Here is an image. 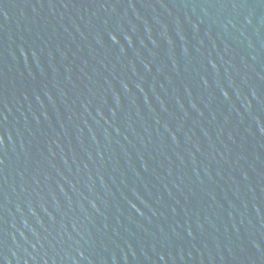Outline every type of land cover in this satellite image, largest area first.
Wrapping results in <instances>:
<instances>
[{
    "label": "water",
    "instance_id": "95a60500",
    "mask_svg": "<svg viewBox=\"0 0 264 264\" xmlns=\"http://www.w3.org/2000/svg\"><path fill=\"white\" fill-rule=\"evenodd\" d=\"M0 264H264V0H0Z\"/></svg>",
    "mask_w": 264,
    "mask_h": 264
}]
</instances>
